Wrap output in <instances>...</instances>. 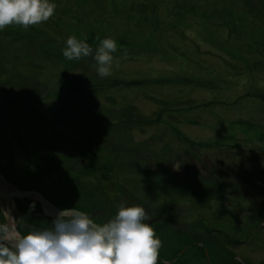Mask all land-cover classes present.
Segmentation results:
<instances>
[{"label":"rangeland","instance_id":"374dc122","mask_svg":"<svg viewBox=\"0 0 264 264\" xmlns=\"http://www.w3.org/2000/svg\"><path fill=\"white\" fill-rule=\"evenodd\" d=\"M50 2L47 22L0 30L9 189L101 225L121 205L142 207L162 244L157 264H264V191L234 195L235 175L215 179L242 158L264 169V0ZM72 36L93 53L66 59ZM107 38L118 49L102 78L94 56ZM206 157L207 176L190 165ZM1 199L22 235L52 228L36 203L21 217Z\"/></svg>","mask_w":264,"mask_h":264},{"label":"clouds","instance_id":"9594fccd","mask_svg":"<svg viewBox=\"0 0 264 264\" xmlns=\"http://www.w3.org/2000/svg\"><path fill=\"white\" fill-rule=\"evenodd\" d=\"M50 0H0V30L9 26H38L55 14ZM118 45L107 38L95 51L97 71L111 75ZM93 53L86 40L69 37L63 56L79 60ZM0 223V264H157L161 241L142 207H124L103 225L76 209L57 217L51 229L22 235L7 213Z\"/></svg>","mask_w":264,"mask_h":264},{"label":"flooded vegetation","instance_id":"af4514ba","mask_svg":"<svg viewBox=\"0 0 264 264\" xmlns=\"http://www.w3.org/2000/svg\"><path fill=\"white\" fill-rule=\"evenodd\" d=\"M204 162L205 163L200 164L199 161L196 158H191V160H190L191 164L190 165L197 172L198 171L199 172H201V171L202 172L203 171L207 172V173H205V176H207V174H211L212 173V169L213 168H212V164H211V162H210L208 157H206L204 159ZM223 163L224 162H222L221 164H223ZM240 166H242L241 169H238V168L235 167V168L231 169L230 171H227L221 165L220 166L221 168L219 169L220 172L217 173V176H216L215 179H220L221 182H224L225 180H228L231 175H235V178H237V181L235 182V186H234L235 190H233V189L231 190L232 194H234V195L238 194L240 192V190L245 189L247 187L253 188L254 191H258V190H259V192L260 191H264V169H253L252 165L249 163V160L248 159L245 160L243 158L240 159ZM251 170H253V171H251ZM187 172H189V169H186L184 166H182L181 170H180V173H181L180 176L189 177L191 174L187 175ZM227 186L228 185H225L227 190H229ZM13 199L15 200V205L13 204V200L11 199V202H12L11 208L16 210V215H20L22 217L23 212L28 211V209L30 208V204L31 203H36V206H37V209H38L37 210L38 212L36 213L37 217L40 216V217L46 218V216H48V215L45 216L43 214V210L41 209L40 202L36 198H34V199L33 198L18 199V198H14L13 197ZM257 203L262 205V204H264V200L262 201V199H260ZM96 214L98 215V213H96ZM2 216H3V212H2ZM88 216L91 217L92 219H96L95 218L96 216L93 215V214H89ZM49 217L54 218L52 216H49ZM259 218L260 219H264V210H262V212L259 213ZM4 219H5V217H4ZM17 221H18V223L22 222L20 218H18ZM194 244L195 245H200V244H197L196 242H194ZM188 246H191V245H188ZM185 251H186V249L184 250V252Z\"/></svg>","mask_w":264,"mask_h":264},{"label":"water","instance_id":"95a60500","mask_svg":"<svg viewBox=\"0 0 264 264\" xmlns=\"http://www.w3.org/2000/svg\"><path fill=\"white\" fill-rule=\"evenodd\" d=\"M2 197L12 199L14 205H15V200L13 199V197L18 199L36 198L40 202L41 209L43 210V214L45 216L46 215L52 216L54 218L59 217L62 212L73 210V209L62 210L57 206L55 207L46 197H43L40 193H38L35 190L21 191L16 189V187L14 186H11V189H9V183L6 181L5 177H3L2 174L0 173V199Z\"/></svg>","mask_w":264,"mask_h":264},{"label":"trees","instance_id":"16d2710c","mask_svg":"<svg viewBox=\"0 0 264 264\" xmlns=\"http://www.w3.org/2000/svg\"><path fill=\"white\" fill-rule=\"evenodd\" d=\"M128 44L130 45V43H128ZM2 217H3V216H2V214H1V212H0V220L2 219ZM46 218H48V217H46ZM46 218H45V219H46ZM48 219H49V218H48ZM0 223H1V222H0ZM21 223H22V222H20L19 224H21Z\"/></svg>","mask_w":264,"mask_h":264}]
</instances>
